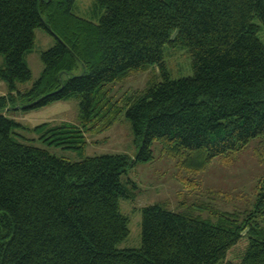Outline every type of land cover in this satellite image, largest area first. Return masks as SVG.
<instances>
[{"label": "trees", "instance_id": "1", "mask_svg": "<svg viewBox=\"0 0 264 264\" xmlns=\"http://www.w3.org/2000/svg\"><path fill=\"white\" fill-rule=\"evenodd\" d=\"M76 1L0 0L8 88L0 95V264H264V227L228 212L213 223L196 214L202 205L143 207L141 247L119 248L130 233L120 199L136 195L123 176L154 159V142L190 175L236 160L254 139L264 143V0H95L98 22L75 14ZM38 28L56 43L22 93L16 84L32 79L25 56ZM165 45L189 51L191 76L171 77ZM154 67L158 76L140 93L125 102L111 95L109 85ZM74 97L79 123H43L39 140L83 155L88 134L125 114L139 142L134 159L58 157L17 138L23 126L6 115L17 98L29 110ZM259 189L264 215V180Z\"/></svg>", "mask_w": 264, "mask_h": 264}, {"label": "rangeland", "instance_id": "2", "mask_svg": "<svg viewBox=\"0 0 264 264\" xmlns=\"http://www.w3.org/2000/svg\"><path fill=\"white\" fill-rule=\"evenodd\" d=\"M73 10L78 16L94 22H98L104 12L102 9L95 8V0H77ZM35 36V46L25 56L26 63L32 72V79L16 84L18 91L22 93L31 89L42 73L41 52L50 49L56 43L55 37L44 29H36ZM259 36L264 42V30H260ZM164 61L174 79L193 74L191 55L187 49L165 45ZM157 74L158 70L154 67L145 72L134 73L122 82L108 87L114 99H124L122 101L125 102L128 97L144 90L149 80L158 76ZM6 93L7 85L0 81V95ZM17 103L16 106H20V98H17ZM6 115L23 126L15 129V132L19 134L17 138L34 139L31 142L35 145L71 161H79L85 156L104 154H126L134 159L138 151L139 142L125 114L110 130L88 134V145L83 155L74 150L48 146L41 142L40 133L34 131L37 126L43 123L50 125H60L63 122L79 123V100L76 97L36 109L10 110L6 112ZM152 150L154 156L152 161L129 167L123 176L125 182H133H127V184L136 195L134 200L120 199L121 212L129 219L130 233L119 248L141 247V210L143 207L160 202L165 203L173 211H185L191 207L197 209L202 205L206 209L196 214L213 223L219 222L220 213H236L238 221H243L251 215L250 221H256L264 227V215H260L256 210L258 193L262 192L259 188L264 180V143L262 141L252 140L248 148L241 152L236 160L224 162L216 159L204 171L195 175H190L181 169L175 158L163 154L158 141L153 143Z\"/></svg>", "mask_w": 264, "mask_h": 264}, {"label": "water", "instance_id": "3", "mask_svg": "<svg viewBox=\"0 0 264 264\" xmlns=\"http://www.w3.org/2000/svg\"><path fill=\"white\" fill-rule=\"evenodd\" d=\"M27 106H11L7 109V111H10V110H18V109H25Z\"/></svg>", "mask_w": 264, "mask_h": 264}, {"label": "crops", "instance_id": "4", "mask_svg": "<svg viewBox=\"0 0 264 264\" xmlns=\"http://www.w3.org/2000/svg\"><path fill=\"white\" fill-rule=\"evenodd\" d=\"M7 92H8V88H7ZM7 94V93H6Z\"/></svg>", "mask_w": 264, "mask_h": 264}]
</instances>
